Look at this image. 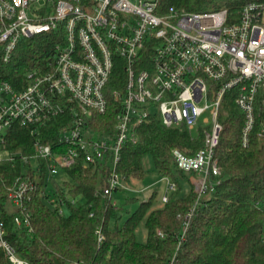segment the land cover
<instances>
[{"label": "built area", "instance_id": "1", "mask_svg": "<svg viewBox=\"0 0 264 264\" xmlns=\"http://www.w3.org/2000/svg\"><path fill=\"white\" fill-rule=\"evenodd\" d=\"M160 1L0 0L1 62L10 63L24 39H54V53L24 78L15 84L0 78V165L14 169L4 203L19 231H32L27 202L40 174L54 179L80 163L98 172L103 178L98 191L111 196L125 180L119 171L124 146L138 141V129L152 117L194 134L203 130L198 150L172 149L197 200L222 180L216 148L228 92L235 91L244 115L242 144H249L256 128L264 138V99L257 103L264 91V2H248L230 16L226 8L194 12ZM53 120L61 123L57 144L44 143L42 129ZM16 126L30 130V151L10 147ZM176 189L168 178L162 202ZM67 200L76 202L50 197L49 203L63 214ZM257 206L264 243V197ZM194 208L185 215L181 238ZM97 234L102 241V229ZM0 249L10 264H31L7 238L1 206Z\"/></svg>", "mask_w": 264, "mask_h": 264}, {"label": "trees", "instance_id": "2", "mask_svg": "<svg viewBox=\"0 0 264 264\" xmlns=\"http://www.w3.org/2000/svg\"><path fill=\"white\" fill-rule=\"evenodd\" d=\"M264 0H161V5L186 11L205 12L226 8L230 16L238 15L248 2ZM52 35L24 39L18 45L10 63L0 61V78L15 84L37 64L53 53ZM235 91L224 98L219 119L223 124L216 155L222 169L221 182L214 191H207L199 200L189 173L176 167L172 159L175 147L190 148L192 152L204 145L203 130L195 134L184 127H167L160 117H152L138 129V141L124 146L119 171L125 180L142 179L145 170L142 158L150 154L162 175L177 183L167 202L153 206L157 190L139 202L133 210H124L112 202L111 196L100 191L102 177L92 168L80 163L61 172V185L52 184L44 174L33 178L37 190L27 207L31 213L32 231H19L12 213L5 207L6 184L13 178L10 163L0 165V206L6 236L20 255L31 264H264V243L261 240L263 215L257 201L264 197V138L259 129L251 134L244 146L241 131L244 115L234 102ZM264 99L258 94L257 103ZM264 109V105H263ZM108 114V113H107ZM100 118L105 121L109 114ZM264 119V110L261 114ZM61 123L53 120L42 129L44 143L57 144ZM33 138L26 127L16 126L9 139L11 148L22 146L30 151ZM175 168V171H174ZM189 181L188 192L181 194L177 179ZM50 197L75 198L68 201L65 212L59 214L49 203ZM137 198H130L128 203ZM194 212L184 231V218L191 208ZM127 213L126 216L124 214ZM144 220L146 241H138L135 229ZM104 238L98 240L97 230ZM162 231L163 236L158 233ZM0 264H10L0 249Z\"/></svg>", "mask_w": 264, "mask_h": 264}, {"label": "rangeland", "instance_id": "3", "mask_svg": "<svg viewBox=\"0 0 264 264\" xmlns=\"http://www.w3.org/2000/svg\"><path fill=\"white\" fill-rule=\"evenodd\" d=\"M206 112L204 115H208ZM142 165L145 170V175L142 179L131 178L129 180H122V185L118 186V189L114 190L111 194L112 202L118 206H122L124 210L133 211L135 210L141 200H146L154 190H157V198L153 204L155 207H160L164 204L161 200V196L165 192L166 182L172 177L169 175H162L154 165L153 158L150 154H146L142 158ZM175 171V168H174ZM177 179L182 186L181 194L189 191L191 184L186 181L181 175H177ZM58 177V176H57ZM52 184L51 187L54 189L56 185H61V180L58 178ZM54 179H49L52 181ZM130 198H137L135 201L128 203ZM127 213L124 214L126 216ZM136 239L138 241H146L147 239V228L144 220H142L135 229Z\"/></svg>", "mask_w": 264, "mask_h": 264}]
</instances>
